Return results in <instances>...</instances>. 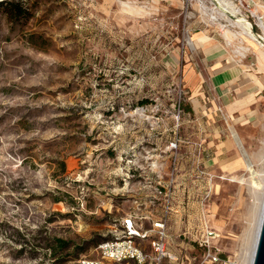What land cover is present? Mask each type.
<instances>
[{"label": "rangeland", "instance_id": "1", "mask_svg": "<svg viewBox=\"0 0 264 264\" xmlns=\"http://www.w3.org/2000/svg\"><path fill=\"white\" fill-rule=\"evenodd\" d=\"M16 1V22L0 7V264H136L109 258L111 241L154 264L156 240L161 264H209L207 252L242 263L264 178V49L238 56L248 42L227 44L240 30L223 16L262 41L264 0H228L234 15L221 0ZM206 60L255 81L192 103L184 71Z\"/></svg>", "mask_w": 264, "mask_h": 264}, {"label": "bare ground", "instance_id": "2", "mask_svg": "<svg viewBox=\"0 0 264 264\" xmlns=\"http://www.w3.org/2000/svg\"><path fill=\"white\" fill-rule=\"evenodd\" d=\"M219 4H222V5H225L227 6L228 8H230L231 10V13L234 14H239V10L233 6V4L228 1V0H221L218 2ZM123 10L124 11H134L135 8L133 6H131L129 4V2H121L120 3ZM215 12H210V20L212 22H215L216 21V17L212 16ZM220 16H223L222 14H218ZM225 20L231 22V26H236L240 32H236V33H232L231 31H229L228 29L224 31L223 33V36L225 37L226 39V42L228 45H234L233 44V38L234 37H241V41L243 42H248V44L246 45H240V46H236V49H237V54L238 56H240L241 58L245 57L247 53H249L250 51H255L256 48H257V45L253 43V41H257L258 44L260 46H258V48H263L264 49V23L259 21V27L261 28V30L263 31V37L261 36V40L262 41H258L256 36L251 32L250 30V26H249V23H247L243 18H240L238 17L236 19V21H231L229 20L228 18L224 17ZM205 39L204 38H200V41H204ZM188 45L190 47H194L195 45V39L193 38H190L189 39V42H188ZM235 47V45H234ZM258 70H262L264 69L263 66H264V51L261 49V52L260 54L258 55ZM230 136H231V139L233 140V142L235 143V145H237L238 149L241 150L242 152V155H243V162H244V166H245V169L251 173L252 175V178H254V171L252 170V163L251 161L249 160V157L248 155L246 154V152L243 150L242 148V144H241V140L239 138V136L237 135V133L235 132V130H231L230 131ZM252 186L254 187V189H257L258 191H260L261 193V200H260V206H259V209L257 211V214H256V220H255V226H254V238H253V245H252V249L251 251L249 252L248 256H244V257H240L241 258V262L243 264H251L252 262V258H253V254H254V250H255V245H256V241H257V237H258V233H259V228H260V224H261V220H262V215H263V210H264V178L260 181V179H257V180H254L252 181ZM255 192V191H254ZM256 193V192H255Z\"/></svg>", "mask_w": 264, "mask_h": 264}, {"label": "built area", "instance_id": "3", "mask_svg": "<svg viewBox=\"0 0 264 264\" xmlns=\"http://www.w3.org/2000/svg\"><path fill=\"white\" fill-rule=\"evenodd\" d=\"M179 135L180 134L178 133L174 134L173 138L171 139V142L169 143L167 147L168 150L172 152L179 150L183 142L182 141L183 139H180ZM171 184L172 182H168L166 187H162V189H164V198H173V192L171 191ZM159 193L161 192L159 191ZM154 227L157 231H159L160 229L164 227V224L161 222H157L154 225ZM125 229L127 230L128 235H135L134 234L135 232H132L131 230L132 226L129 222ZM212 236H213V232L207 230L206 240H208ZM130 243L131 241L106 242L103 244L101 249L109 256V258L115 261H124V260L127 261V260L132 259L133 261H135L136 264H145L147 257L144 254H142V252L138 248L131 246ZM203 245H206L205 240L203 241ZM151 246L155 254V257L153 258L154 264H161L163 258H165L168 255L165 250L164 243L160 240H156L151 243ZM204 262L209 263V264H243L236 260L231 261V260L222 259L221 257H219L218 254L211 253V252H207L204 255Z\"/></svg>", "mask_w": 264, "mask_h": 264}, {"label": "crops", "instance_id": "4", "mask_svg": "<svg viewBox=\"0 0 264 264\" xmlns=\"http://www.w3.org/2000/svg\"><path fill=\"white\" fill-rule=\"evenodd\" d=\"M215 63V61L208 62V60H206L203 65H198V67L187 68V70L184 71L185 87L189 89V92L195 95L191 97V101L195 97L196 101L199 102L198 97H204L205 95L211 96L212 99H214L217 95H219L218 92H220V90L223 93L222 96L226 97V90H230L228 84L232 86L234 85V91H236L237 93L241 91L244 92L250 90L248 87H251L250 84L254 83L253 81L255 80L247 76L249 74L239 72L236 75L235 72V74L232 75V72L229 71V74L228 72H224V75H221V72L218 71V67L217 65H215ZM258 68L259 66L257 65V70ZM244 79H246V82L243 83V81L241 80ZM231 82L234 83L231 84ZM245 85L249 86L246 87ZM206 90L209 91V93H206ZM192 105L194 107V104Z\"/></svg>", "mask_w": 264, "mask_h": 264}, {"label": "trees", "instance_id": "5", "mask_svg": "<svg viewBox=\"0 0 264 264\" xmlns=\"http://www.w3.org/2000/svg\"><path fill=\"white\" fill-rule=\"evenodd\" d=\"M3 4H6V8H4L3 11L6 14L10 22H16L18 19L23 17L24 14L26 13L23 6L16 0H9V1L4 0L0 2V7H2ZM64 245H67V244L65 243Z\"/></svg>", "mask_w": 264, "mask_h": 264}, {"label": "water", "instance_id": "6", "mask_svg": "<svg viewBox=\"0 0 264 264\" xmlns=\"http://www.w3.org/2000/svg\"><path fill=\"white\" fill-rule=\"evenodd\" d=\"M251 264H264V210Z\"/></svg>", "mask_w": 264, "mask_h": 264}]
</instances>
